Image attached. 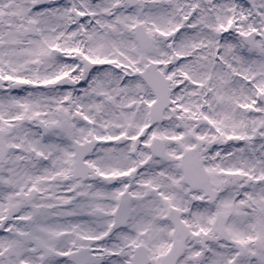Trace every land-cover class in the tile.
<instances>
[{"label": "snow or ice", "instance_id": "6c2138e0", "mask_svg": "<svg viewBox=\"0 0 264 264\" xmlns=\"http://www.w3.org/2000/svg\"><path fill=\"white\" fill-rule=\"evenodd\" d=\"M0 264H264V0H0Z\"/></svg>", "mask_w": 264, "mask_h": 264}]
</instances>
